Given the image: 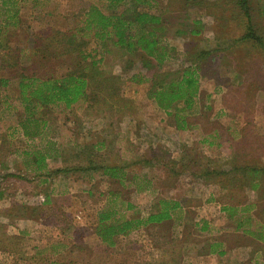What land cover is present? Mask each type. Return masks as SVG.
<instances>
[{"label":"rangeland","instance_id":"obj_1","mask_svg":"<svg viewBox=\"0 0 264 264\" xmlns=\"http://www.w3.org/2000/svg\"><path fill=\"white\" fill-rule=\"evenodd\" d=\"M155 1L152 11L163 18L159 30L163 35L161 44L169 52L165 61L160 64L144 58L142 53H126L109 39L97 42L91 34L85 36L82 40H91L84 51L94 53L98 61L99 75L92 88L99 86L100 81L105 83V90L99 93L94 88V94L99 96L91 93V99L70 108L61 104L44 110L48 120L46 131L28 139L19 127L24 114L19 76L62 75L77 69L80 60L73 50L76 44H68L69 31L83 27L84 12L92 3L101 6V1L0 0V77H12L0 93V193L7 199L0 203V264L47 262L46 257L35 254L42 246L37 234L36 239L27 236L30 232L13 242L5 239L10 231H5L3 221L9 223L28 213L72 226L80 215L92 217L102 209L115 210L117 217L138 218L142 210L151 213L161 208L157 200L161 193L152 191L155 185L161 186L164 193L167 186H176L180 189L177 196L194 205L201 204L211 190L224 198L229 193L237 195V199L245 195L243 187L250 178L232 177L227 182L242 190L224 194L220 187L228 184L227 178H213V186H206V190L202 186L206 179L200 173L210 167L230 168L236 162L256 164L258 157H264L262 49L251 42H236L246 31V25L233 0H202L201 5L193 3V7L185 6V0ZM250 6L255 26L260 33L264 32V0H250ZM194 21H201L197 26L199 34L190 32ZM79 41L80 38L76 43ZM202 49L214 52L198 63L197 109L183 112L189 126L181 129L177 127L181 117L175 112L167 114L149 98L148 90L152 78L190 66ZM16 57L18 63H12ZM2 59L10 63L11 69L2 67ZM82 150L93 152L97 168L48 175V170L59 166L87 165L86 154H79ZM36 151L48 154L46 168L40 171L33 159ZM103 165L138 172L135 176L126 172L123 178H111L103 174L99 167ZM135 188L142 190L136 192ZM148 188H152L150 192H142ZM47 191L50 199L44 196ZM127 196L137 208L127 206ZM47 199L49 203L39 205ZM26 202L31 203L30 207L23 210ZM55 207L63 210L53 213ZM7 213L11 214L10 220L5 219ZM155 226L148 227L152 240L146 246L138 238L132 240L131 253L117 251L112 264H181V242L177 243L174 256L172 252V223ZM77 233L83 239L62 253L59 261L111 264L109 249L98 242L91 229ZM158 236L159 241L155 239ZM191 238L200 241L196 233Z\"/></svg>","mask_w":264,"mask_h":264},{"label":"trees","instance_id":"obj_2","mask_svg":"<svg viewBox=\"0 0 264 264\" xmlns=\"http://www.w3.org/2000/svg\"><path fill=\"white\" fill-rule=\"evenodd\" d=\"M100 1L101 6L92 3L89 5L87 11L84 12L83 27L79 30L69 31L67 38L68 44H76L73 50L78 52L77 57L80 60L77 63V69L67 70L62 75L49 74L44 77L35 74L30 76L21 74L19 76L20 100L24 113L19 121V127L22 129V134L26 138L39 137L46 131L48 120L44 117V110L52 109L53 106L61 104L70 108L81 100L91 99V93L93 96H99L94 94V90H98L99 93L105 90L102 87L105 83L100 84V81H97L99 86L94 87L97 89L92 88L94 82H96V76L99 75L97 73L98 61L94 53L84 51L83 47L88 45L91 40V38L88 39L89 41L82 40L85 36L91 34L97 42H104L106 39H109L115 45L124 49L126 53H142L144 58L155 59L160 64L168 57L169 52L161 44L163 35L159 31L163 26L162 15L152 11V8L156 5L155 0ZM233 1L236 7L242 12L246 25V31L240 39H236V42H251L253 45L261 48L264 54V32L260 33L253 22L250 0ZM201 2L202 0H185V6L193 7L195 5H201ZM200 24L201 21H194V28L190 32L192 34H199L200 28L197 26ZM78 38L81 41L76 43ZM0 46H2V43H0ZM34 51L35 49L32 51L33 54ZM213 52L211 49H202L198 52L197 58L193 59L192 62L195 63L190 66L175 72L168 71L160 73L152 78V84L148 90L149 98L153 99L167 114H174L175 112L177 116L181 117V120L177 122L178 128L186 129L189 126L186 120V114L183 112L195 111L197 109L196 99L200 92V67L198 63L200 60L208 58ZM3 60L2 67L11 69L8 66L10 63L4 62ZM11 61L12 63H18L17 57ZM10 78L12 77L8 75L0 77V93L2 92L1 88L7 87L10 83ZM114 78L117 79L116 77ZM91 147L95 148L93 146ZM97 147L101 148L102 144L100 146L97 145ZM83 150L79 154L81 155L83 152L86 154L87 165H79L73 168H68V165H66L54 171L48 170V175L50 176L52 173L61 172L70 173L72 171L88 172L97 168L93 162V152L86 153ZM90 150L93 151V149ZM47 156V153L35 152L33 159L38 163V167H36L37 171L46 168V164L44 163ZM99 167L103 170L104 175L111 178H123L125 174L124 168L122 167L110 165ZM258 173L264 174V165H240L236 162L233 166L226 169L210 167V169H205L204 173H200V175L208 182H211L215 177L224 176L227 178V180L225 179V182H227L232 177L237 176L248 180V178H252L253 174ZM177 174L179 175V173ZM227 183L225 185H229L231 182ZM252 186L254 187V184ZM159 204L161 205L160 209L158 208L156 211H152L144 218L117 217L115 210L102 209L98 215L99 221L96 227V233L103 244L114 246L118 235L126 234L142 226L159 223L170 218L171 211L174 210L172 201L160 199ZM177 206L178 204L175 207ZM70 249L72 248L66 251ZM54 264L63 263L57 260ZM64 264L70 263L64 262Z\"/></svg>","mask_w":264,"mask_h":264},{"label":"crops","instance_id":"obj_3","mask_svg":"<svg viewBox=\"0 0 264 264\" xmlns=\"http://www.w3.org/2000/svg\"><path fill=\"white\" fill-rule=\"evenodd\" d=\"M258 159L257 166L264 165V157H258ZM237 163L240 165H253L244 161ZM124 172L135 176L138 171L134 172L132 169L125 167ZM250 179L249 184L243 187L245 195L243 194L240 199H237V195L229 192L237 191L241 187L237 188L233 184L222 185L220 191L224 194L229 193L225 196L226 198L224 196L219 197L214 190L212 192L209 189L211 191L207 198L199 205L184 203L177 196L180 189H176V186H167L164 193L161 186L155 185L152 187V191L156 192L157 195H160V193L162 195V197L157 198L158 201L160 199L172 201L174 210L171 211V217L162 222L151 223L129 233L118 235L114 246L103 244L96 233L99 211L92 217L80 215L79 221L73 220L72 224L75 227L69 223H63L61 220L49 222L42 216L36 217L35 214L29 213L24 215V217H14L10 220L9 217L11 214L7 213L5 219L10 221H8L9 223H6V221L3 222L5 231H10V233L5 236V239L13 242L14 239L25 236L29 232L30 235L27 236L36 239L35 235L37 234L42 246L40 245L39 249L36 248L40 250L39 253H35L36 256L46 257L48 260L45 264H54L62 253L71 248L77 241L83 239V236H78L77 230L84 231L85 229H91L92 233H95L97 236L98 242L104 248L109 249L108 259H110L112 264V261L115 260L112 256L117 251L123 250L127 254L131 253V249L133 248L131 245L132 240L138 238L140 244H145V246L152 240L147 231L149 225L155 224L157 225L155 227H158L168 221L172 223L173 228L170 238L174 248L172 249L173 256L176 252L175 248L177 247V243L181 242L182 245L181 264H264V174H253ZM49 181L52 182V179H49ZM252 184H254V187ZM202 186L207 190V188L213 185L212 182L209 181L206 183L205 180ZM151 189H144L142 192L147 194ZM135 190L137 192L142 189L135 188ZM241 190L242 188L239 189V191ZM170 192L172 195H168ZM114 193L118 195L117 192ZM44 196L46 198L49 197V199L51 197L50 193L47 195L44 194ZM125 198L129 208H137V204L131 198H128V196ZM4 200H7L6 197L4 198L0 193V203ZM47 203H49L48 199L44 203L40 201L39 205H45ZM30 204V202H26L22 209L27 210ZM177 204L178 206L175 207ZM60 209L62 211L63 207H60ZM60 209L55 207L53 213L59 212ZM143 211L139 218L148 216L149 212L143 213ZM127 218L131 217L128 216ZM195 233L200 238L198 242H195L191 238V235L193 236ZM155 239L157 241L160 240L159 236ZM94 254L96 255V253ZM11 255H14V253L12 252Z\"/></svg>","mask_w":264,"mask_h":264}]
</instances>
